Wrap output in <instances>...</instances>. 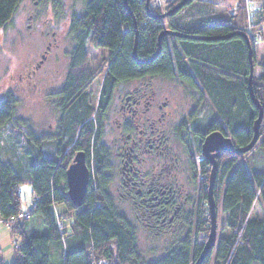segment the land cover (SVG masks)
<instances>
[{"label": "trees", "instance_id": "16d2710c", "mask_svg": "<svg viewBox=\"0 0 264 264\" xmlns=\"http://www.w3.org/2000/svg\"><path fill=\"white\" fill-rule=\"evenodd\" d=\"M20 1L0 0V30L11 20ZM194 1H188L161 20L146 16L145 0H127L129 10L125 9L123 0L85 2L83 16L73 22L72 39L79 41L80 52L87 45L107 50L111 58L110 74L102 83L95 107L89 104L86 91L96 75L70 78L64 91L57 94L64 98L63 106L58 105L64 115L58 134L45 139L25 132L31 150L27 151L24 163L19 160L20 166L0 146V223L7 228L6 221L20 212L28 217L11 230L7 228L14 239H19L11 264H50L49 245L52 243L62 249L61 264H92L98 259H106L110 264H195L203 247L198 245L197 235L204 232L206 241L209 231L207 214L202 223L199 217L192 215L185 238L158 260L151 263L143 260L136 245L135 226L118 213L109 192L108 152L102 144L101 126L102 113L114 84L153 75L174 78L198 89L203 102L214 112L213 125L218 131L225 136L230 134L237 148L249 144L257 110L248 96V50L245 39L239 34L242 29L233 17L216 19L210 14L190 13L187 9ZM255 18L264 21V16ZM142 22L145 24L141 25ZM163 30L202 38L232 36L218 41L171 37L174 44H168L170 36H167L162 39L160 52L153 61L137 64L132 57L134 42L137 59L147 60L156 52L157 38ZM252 58L254 67V56ZM252 88L263 108L259 126V135L263 136L264 77L253 81ZM15 107L16 101L11 95L0 102V130L4 126L21 129L13 120ZM45 141L54 142L49 157L43 153ZM258 145L264 149V138ZM78 152L85 154L89 183L82 205L74 208L67 197L65 172ZM241 156L223 153L219 161L214 198L216 210L219 208L224 217V233L201 264H264V217L252 215L257 204L264 210V170L249 171L240 161ZM23 184L30 185L33 197L26 212L20 210L19 188ZM58 205L65 207L64 214L52 211V207ZM33 217L39 218L40 234H30ZM65 219L70 221L65 223ZM58 223L62 224L61 229Z\"/></svg>", "mask_w": 264, "mask_h": 264}, {"label": "flooded vegetation", "instance_id": "af4514ba", "mask_svg": "<svg viewBox=\"0 0 264 264\" xmlns=\"http://www.w3.org/2000/svg\"><path fill=\"white\" fill-rule=\"evenodd\" d=\"M72 26L67 24L62 32L70 48L63 53L68 66L56 93L61 106L64 98L57 94L64 91L70 78L101 76V90L110 74V53L105 50L106 57L94 65L87 49L91 45L80 52L79 41L72 39ZM160 81L168 86L160 85ZM92 83L87 87L88 94ZM206 111L200 91L174 78L144 75L116 83L109 92L101 117L103 138L105 126L113 129L112 135L104 139L109 173L116 175L117 197L131 204L136 225L144 227L153 238L180 230L192 215L199 217L200 223L205 222L206 214L209 218L211 165L201 148L206 136L218 129L213 125V114L204 121ZM59 114L62 122L64 115L60 110ZM213 154L216 179L223 153ZM201 172L204 175L199 179Z\"/></svg>", "mask_w": 264, "mask_h": 264}, {"label": "rangeland", "instance_id": "374dc122", "mask_svg": "<svg viewBox=\"0 0 264 264\" xmlns=\"http://www.w3.org/2000/svg\"><path fill=\"white\" fill-rule=\"evenodd\" d=\"M38 1V4H36ZM87 0H21L11 20L0 30V102L7 95L13 96L16 101L13 120L20 128L13 129L4 126L0 130V146L6 149V154L11 156L20 166V161L25 162L27 151L31 150L24 137L25 132H31L40 138L49 139L58 134L59 102L56 93L61 88L63 77L66 73L68 62L63 56L69 49L70 43L62 33L67 24L83 16ZM248 3L257 13L258 18L264 16V0H195L190 13L208 14L216 19L234 18L235 24L243 29L248 20L242 10L234 11L240 4ZM188 12V11H187ZM186 12V13H187ZM187 15V14H185ZM178 17H175L177 20ZM178 21V20H177ZM168 44H174L173 38L168 37ZM90 61L96 65L106 57L104 49L87 47ZM255 50V51H254ZM253 50L254 70L253 81L264 77V42H258ZM44 56V58H43ZM99 76L89 88V101L92 107L96 106L100 82ZM160 85L168 86L160 81ZM178 85V84H176ZM181 91L177 88V93ZM207 114L204 121L211 114L214 115L210 105L204 103ZM219 123L221 124L220 120ZM10 125V124H8ZM112 128L105 126V138L112 135ZM227 137H231L226 133ZM102 144L105 145L104 139ZM264 138L259 135V141L253 151L241 156L249 171L264 169V149L259 147ZM54 142H43V153L47 157L53 153ZM107 147V145H106ZM31 152V151H30ZM20 160V161H19ZM110 175L109 192L112 195L118 213L126 216L136 228V241L138 252L146 263L158 260L166 254L171 247L185 238L187 223L173 234L168 233L159 238H153L144 227L136 225L132 217L133 208L130 203L122 202L117 196L114 182L116 175ZM198 174V178L200 179ZM20 210H29L32 202L30 185L23 184L19 188ZM223 216L217 209V238L224 233ZM39 218L33 217L30 222V234L37 231L35 225ZM70 220L65 219V223ZM11 230V229H10ZM204 233V232H203ZM197 235L198 245L204 244L205 235ZM19 244V239H14L10 231L0 223V264H11L14 248Z\"/></svg>", "mask_w": 264, "mask_h": 264}, {"label": "water", "instance_id": "95a60500", "mask_svg": "<svg viewBox=\"0 0 264 264\" xmlns=\"http://www.w3.org/2000/svg\"><path fill=\"white\" fill-rule=\"evenodd\" d=\"M190 0H181L179 1L171 10L160 15L152 13L148 8V0H145V11L146 16L153 19H165L172 13L179 10ZM123 4L126 10H129L127 7V0H123ZM135 26V25H134ZM136 30V26H135ZM245 39L247 46V58L249 62V74L247 77V87H248V96L252 104L257 110V118L253 122L252 126V139L249 144L243 148H237L233 144L232 140L223 135L221 132L216 131L206 136L202 144V155L207 159L211 165V170L209 173L208 187H207V207L209 215V231L206 237V241L203 244L202 250L196 260L195 264H201L206 255L213 250L216 244L217 238V210L216 203L214 198V183H215V172L216 164L214 158L216 154L213 153H231L237 155H244L253 150L259 141V126L262 122L263 117V108L260 106L258 101L255 99L253 94L252 82H253V49L247 38L243 33H239ZM137 35V33H135ZM174 37L181 39L189 40H198V41H218L230 38V36L219 37V38H202L198 37L195 34H185L179 33L172 30H163L157 38V49L153 56L147 60H138L135 55V42L132 52V57L137 64H146L153 61L160 52V44L164 37ZM66 178V187H67V197L74 208H78L82 205L86 189L89 183V169L86 166V157L83 152H78L74 155L72 163L68 166L65 172Z\"/></svg>", "mask_w": 264, "mask_h": 264}, {"label": "built area", "instance_id": "2783aa9c", "mask_svg": "<svg viewBox=\"0 0 264 264\" xmlns=\"http://www.w3.org/2000/svg\"><path fill=\"white\" fill-rule=\"evenodd\" d=\"M179 0H148V8L152 13L160 12L164 13L169 6L176 3ZM242 10L247 17L248 23L247 26L242 29V33L247 38L248 42L252 46L253 50L258 42H264V21H258L255 17L257 13L254 11L252 6L248 3H243L238 6L234 11ZM145 23H141L144 25ZM255 51V50H254ZM28 217L25 213L20 212L15 217H11L6 221L5 225L7 228H12L16 224L21 223L23 220H26ZM58 227L61 229L62 224L58 223ZM114 253V249H111ZM115 257V255H114ZM115 259V258H114ZM92 264H110L106 259L94 260Z\"/></svg>", "mask_w": 264, "mask_h": 264}, {"label": "crops", "instance_id": "0c3cea01", "mask_svg": "<svg viewBox=\"0 0 264 264\" xmlns=\"http://www.w3.org/2000/svg\"><path fill=\"white\" fill-rule=\"evenodd\" d=\"M263 170L264 169H259V171H263ZM52 211L60 215V214H64L66 212V209L64 206L58 205V206H53ZM252 215L257 218H263L264 217L263 208L259 206L258 204L255 205L252 209ZM35 227L37 231L41 229L39 224H36ZM49 250H50V264H61L63 257H62V249L60 245L52 243L51 245H49Z\"/></svg>", "mask_w": 264, "mask_h": 264}]
</instances>
